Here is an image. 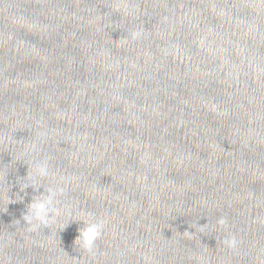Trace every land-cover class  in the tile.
<instances>
[{"label": "water", "instance_id": "95a60500", "mask_svg": "<svg viewBox=\"0 0 264 264\" xmlns=\"http://www.w3.org/2000/svg\"><path fill=\"white\" fill-rule=\"evenodd\" d=\"M0 264H264V0H0Z\"/></svg>", "mask_w": 264, "mask_h": 264}, {"label": "clouds", "instance_id": "9594fccd", "mask_svg": "<svg viewBox=\"0 0 264 264\" xmlns=\"http://www.w3.org/2000/svg\"><path fill=\"white\" fill-rule=\"evenodd\" d=\"M138 36L139 34H135ZM135 38V37H134ZM50 175V165L47 158L33 162V177L25 181L24 187H31L35 191L41 186L40 179ZM65 187L62 183L46 188L44 193L34 196L26 206V211L22 214L23 226H27L30 231H35L41 226H47L55 216L60 214L59 198L64 194ZM21 199V198H20ZM83 227L78 230V236L74 242H78L79 247L84 251L91 252L96 241L101 236L103 230V222L80 219ZM19 225L20 222L18 221ZM223 224L224 221L220 220ZM65 226V225H64ZM63 226V227H64ZM238 241L236 238L229 237L225 240V244L230 248H236Z\"/></svg>", "mask_w": 264, "mask_h": 264}]
</instances>
